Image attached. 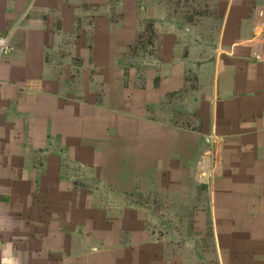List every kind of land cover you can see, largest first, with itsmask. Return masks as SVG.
I'll use <instances>...</instances> for the list:
<instances>
[{
	"label": "crops",
	"instance_id": "crops-1",
	"mask_svg": "<svg viewBox=\"0 0 264 264\" xmlns=\"http://www.w3.org/2000/svg\"><path fill=\"white\" fill-rule=\"evenodd\" d=\"M0 36V264H264V0H0Z\"/></svg>",
	"mask_w": 264,
	"mask_h": 264
},
{
	"label": "rangeland",
	"instance_id": "rangeland-1",
	"mask_svg": "<svg viewBox=\"0 0 264 264\" xmlns=\"http://www.w3.org/2000/svg\"><path fill=\"white\" fill-rule=\"evenodd\" d=\"M142 34L144 35V37H147L145 32H142ZM144 39V38H142ZM145 46H141L142 44H140L137 48H140V50H143V53L146 55H150L152 52L151 49V45L148 43V41L145 39ZM148 45V46H147ZM149 58V57H147ZM128 65H138L141 64L142 66H144L147 62L142 60L135 61V60H128ZM148 65V63H147ZM209 140V139H208ZM202 175H205L202 173ZM204 178L202 180V182H204ZM169 197H172L170 200V205L167 206L166 208L169 207V213L167 214L166 209H164V207H162L161 204L157 205V203L155 204V206L157 205L156 209L157 211L162 214V220H160L157 223H154V227L158 229L159 233L164 236V237H173L175 245H176V249H178L179 251L183 250L182 244H181V240L183 239L184 236V231L186 234V228L189 229L190 227V223H183L181 221L179 222H175L174 219L176 217V215L178 213L182 212V207L180 206L178 209L174 207L175 203H177V197L172 193ZM161 199L160 202H162V198H158ZM173 204V205H172ZM177 240H180V243L177 242ZM193 246L192 243L188 244L187 246ZM191 249V248H190ZM194 256L192 253H190V256ZM187 256V254H186ZM189 256V257H190ZM188 257V256H187Z\"/></svg>",
	"mask_w": 264,
	"mask_h": 264
},
{
	"label": "built area",
	"instance_id": "built-area-1",
	"mask_svg": "<svg viewBox=\"0 0 264 264\" xmlns=\"http://www.w3.org/2000/svg\"><path fill=\"white\" fill-rule=\"evenodd\" d=\"M9 53V46H8V43L5 39H3L1 36H0V55L3 56V55H7ZM208 143L210 144H214L215 141L212 140V139H209L207 140Z\"/></svg>",
	"mask_w": 264,
	"mask_h": 264
}]
</instances>
